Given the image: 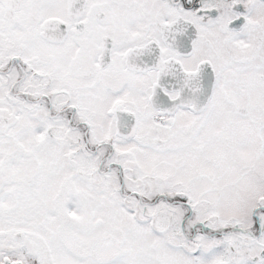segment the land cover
<instances>
[{
  "label": "snow or ice",
  "instance_id": "6c2138e0",
  "mask_svg": "<svg viewBox=\"0 0 264 264\" xmlns=\"http://www.w3.org/2000/svg\"><path fill=\"white\" fill-rule=\"evenodd\" d=\"M0 264H264V0H0Z\"/></svg>",
  "mask_w": 264,
  "mask_h": 264
}]
</instances>
